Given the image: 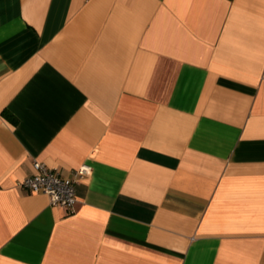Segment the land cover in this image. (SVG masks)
<instances>
[{
	"label": "crops",
	"instance_id": "crops-1",
	"mask_svg": "<svg viewBox=\"0 0 264 264\" xmlns=\"http://www.w3.org/2000/svg\"><path fill=\"white\" fill-rule=\"evenodd\" d=\"M0 264H264V0H0Z\"/></svg>",
	"mask_w": 264,
	"mask_h": 264
},
{
	"label": "built area",
	"instance_id": "built-area-1",
	"mask_svg": "<svg viewBox=\"0 0 264 264\" xmlns=\"http://www.w3.org/2000/svg\"><path fill=\"white\" fill-rule=\"evenodd\" d=\"M32 167L33 172L20 184L32 192L46 194L51 205L73 212L76 203L75 186L89 174L87 169L90 167L82 165L66 175L39 161H33Z\"/></svg>",
	"mask_w": 264,
	"mask_h": 264
},
{
	"label": "clouds",
	"instance_id": "clouds-1",
	"mask_svg": "<svg viewBox=\"0 0 264 264\" xmlns=\"http://www.w3.org/2000/svg\"><path fill=\"white\" fill-rule=\"evenodd\" d=\"M89 175H91V170L90 169H87ZM85 183H87V181H85Z\"/></svg>",
	"mask_w": 264,
	"mask_h": 264
}]
</instances>
